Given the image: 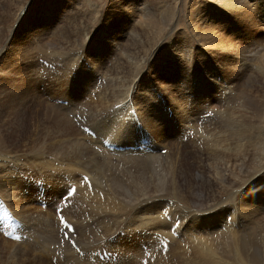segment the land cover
<instances>
[{"label": "rangeland", "instance_id": "rangeland-1", "mask_svg": "<svg viewBox=\"0 0 264 264\" xmlns=\"http://www.w3.org/2000/svg\"><path fill=\"white\" fill-rule=\"evenodd\" d=\"M229 1L232 4L221 6L220 0H0V46L15 30L12 43L0 53V149L11 154L17 152L27 161L22 163L23 166L18 164L15 174L9 175L13 185L5 187L4 184L2 187L9 196L16 197L15 201H8L14 211L15 222L9 229L15 239L0 233V264H209L207 256L204 263L202 252L199 254V249L195 247L197 241H192L191 237H200L203 243L208 239L217 240V251L221 252L222 261L237 264L236 250L230 248V238L227 237V240L224 234L219 233L221 229L206 228L210 232L218 230V233L210 234L203 227L198 228V232H188L180 227L175 231L179 233L177 236L170 226L177 219L182 225L183 218L178 215L179 212L174 210L171 213L166 208L170 206L166 205V200H154L155 197H152L156 204L165 203V206L156 209L158 230L148 229L143 217L130 218L105 208H99L95 217L92 212L94 205H98V202L94 203L97 191L110 206L112 195L110 193L107 197L105 194L108 188L132 185L143 196L154 192L158 179L150 176V170H139V166L129 168L128 163L146 153L144 148L149 147L150 139L155 143L161 142L158 150L153 151L161 155L162 162L158 171L163 179L162 187L158 184L157 190H163L164 197L172 198L174 204L196 206L198 210L195 213L210 205L221 204L233 205L232 209L236 211L237 203L228 197L245 180L253 179L264 168V164H257L264 159V128H261L264 124L261 115L264 111V72L259 70L260 64H264V9L253 10L256 21L249 25L247 16L251 13V1ZM147 5L156 15L153 18L160 20L164 7L170 6L169 21H174L167 32L142 25L144 17L140 13ZM132 8L142 10L130 11ZM143 28L145 34H138L140 40L146 39L145 46L138 43L130 45L128 35ZM174 41L179 44L173 45ZM127 54L134 56L138 64L143 61V65L131 70ZM59 66L64 70L62 75L58 71ZM67 69L72 71L66 74ZM133 71L142 73L141 80H136V83L133 82ZM100 75L102 78H99ZM113 79L124 91L133 89L142 81V87L147 88L150 95L148 109L154 107L156 111L152 117L155 128L148 124L146 118H139V129L132 127L135 133L114 141L134 146L122 152L119 150L121 153L108 150L100 143L91 144L95 152L102 151L99 146L107 151L104 166L97 164L99 170L103 167L106 170L99 177L97 172L91 171L94 167L71 164L75 166L74 171L67 174L63 170L53 173L52 169H46L48 167L40 168L45 159H40L35 165L32 159L40 153H34L41 150V144L36 142L47 136L40 142L47 146L56 135V127H65L67 133L64 136L71 137L76 133L72 129L76 126L82 134L79 138H85L90 136L78 123L79 120L83 124L88 122L97 133L95 140H101L100 137L105 135L103 129L98 128L95 121L89 122L90 115L96 111L94 104L86 99L87 94L81 90L83 86L92 89L99 85L110 86ZM75 86L81 87L76 90ZM251 102L258 107L260 114H256ZM113 105L115 108L118 103ZM57 111L61 118L58 121ZM132 113L133 109L129 114ZM46 114L51 121L47 120ZM243 126L252 130L251 139L237 134V128ZM240 137L242 142L239 143L246 147L242 151H230L228 147ZM81 144L84 145L82 140L80 147ZM125 151L128 153L124 154ZM113 152L120 153L122 158ZM52 155L59 159L56 153ZM18 176L20 179L16 180ZM84 176L88 177V182L83 180ZM237 176L243 180L238 181ZM232 177L236 181L229 186ZM70 186H76L75 193L62 199V193ZM10 189L13 192H9ZM0 195L8 200L2 190ZM259 196L252 220L242 217L245 208L238 204L242 210L239 209L241 214L237 215L236 232L243 233L247 240H254L255 248L249 247L248 251L257 253L260 264H264V189ZM44 200L46 208L39 204ZM100 201L103 203L104 200ZM58 207L73 223L74 232L70 236L75 246L63 236L64 229L56 214ZM100 209L110 213L102 217ZM232 209L212 215L217 216L214 222L225 220L228 217L225 216L226 211L231 216ZM188 220L189 225L193 220ZM0 227H4L1 220ZM160 237L169 240L165 253L158 245ZM77 246L79 250L74 248ZM98 249L107 250L109 257L102 259L95 256ZM248 256L249 253L244 254V262L249 261Z\"/></svg>", "mask_w": 264, "mask_h": 264}, {"label": "bare ground", "instance_id": "bare-ground-1", "mask_svg": "<svg viewBox=\"0 0 264 264\" xmlns=\"http://www.w3.org/2000/svg\"><path fill=\"white\" fill-rule=\"evenodd\" d=\"M82 1V0H81ZM251 2V6L249 7L251 10V13L247 16V19L249 20V25H253L254 24V20L256 21V15L255 12L253 10L255 9H260L263 8L264 9V0H250ZM131 3V2H129ZM220 4L225 5V4H232L231 1L229 0H220ZM72 6V5H71ZM132 6V5H131ZM134 6V5H133ZM165 6V5H163ZM130 7V6H129ZM128 8V7H127ZM154 8V7H153ZM129 9V8H128ZM126 9V10H128ZM163 9V8H162ZM242 10H244V6H242L241 8ZM142 9H133L130 11H139ZM170 6L164 7L163 12H162V18L160 19H155L153 18L154 16H156L152 11L149 5H147L145 7L144 12L140 13L141 16L144 17L143 23L142 25H147L150 29H153L154 27H158L159 30L161 32H167L168 29H170L169 27H171L172 22L174 21V19H172V21H169V13H170ZM69 11V10H68ZM96 11V10H95ZM94 12V11H93ZM128 12V11H127ZM160 12V11H158ZM75 13V12H74ZM157 13V12H156ZM65 14V13H64ZM75 15V14H74ZM98 15V14H97ZM96 15V16H97ZM75 18V17H74ZM73 18V19H74ZM85 18V17H84ZM100 18V17H99ZM61 19V18H60ZM76 19V18H75ZM81 19V18H80ZM70 20V19H68ZM72 20V19H71ZM96 20V19H94ZM115 20V19H114ZM140 21V20H139ZM89 22V21H88ZM84 23V22H83ZM117 24V23H116ZM171 24V25H170ZM256 24V23H255ZM141 25V27H143ZM107 26V25H106ZM70 27V26H69ZM62 28V27H61ZM65 29V28H64ZM109 29V28H108ZM123 29V28H122ZM102 30V29H101ZM112 30V29H111ZM71 31V30H70ZM102 32V31H101ZM104 32V31H103ZM124 32V31H123ZM138 32H141L142 34H145V29H141V30H136V32H132L134 34H129L128 35V41L130 43V45H134L136 43H138L140 46L144 47L146 44V39L144 38L143 40H140L139 34ZM76 33V32H75ZM125 33V32H124ZM99 35V34H98ZM114 36V35H113ZM73 37V36H72ZM102 37V36H101ZM105 37V36H104ZM162 37V36H161ZM93 38V37H92ZM171 38V37H170ZM82 39V38H81ZM98 39V38H97ZM104 39V38H103ZM106 39V38H105ZM77 40V38H76ZM78 41V40H77ZM104 41V40H103ZM109 41V40H108ZM148 41V40H147ZM84 43V42H82ZM80 44V43H79ZM114 46H117V43L113 42ZM179 44L178 42L174 41L173 45ZM136 47V46H134ZM173 47V46H172ZM128 48V47H127ZM132 48V47H131ZM171 48V47H170ZM129 49V48H128ZM139 49V48H138ZM135 49V50H138ZM104 50V49H103ZM131 50V49H130ZM89 51V50H88ZM192 51V50H191ZM105 52V51H104ZM135 52V51H132ZM249 52H252V50H250ZM131 53V51H130ZM139 53V50H138ZM260 53V52H259ZM263 53V52H262ZM129 54L126 55L127 57V61L129 63V65L131 66V70H134L136 67H141L143 65V61L141 59V64H138L137 62L134 61V56L130 57L128 56ZM252 56H254L255 54H252ZM264 55V54H262ZM150 56V55H149ZM208 56V55H207ZM144 56H142L143 58ZM146 57V56H145ZM255 58H252L251 60H254ZM87 60V59H86ZM264 60V59H263ZM145 61V60H144ZM146 62V61H145ZM117 63V62H116ZM98 64V63H97ZM263 65V66H262ZM260 64L259 70H262L261 72H264V64ZM107 66V65H106ZM100 69V68H98ZM58 71L60 73V75H62L61 72H63L64 70H61V67H58ZM72 70L67 69V73H70ZM101 71V70H100ZM84 72V71H83ZM160 72V70L158 71ZM199 72V71H198ZM100 73V72H99ZM103 73V70H102ZM106 73V72H105ZM109 74V72H108ZM111 74V72H110ZM112 75V74H111ZM142 73L139 72H134L133 71V82H135L136 80L140 79ZM101 76V75H100ZM146 76V75H145ZM144 76V77H145ZM235 76V75H234ZM58 77V76H56ZM55 77V78H56ZM105 77V76H104ZM229 77V76H228ZM60 77H58L59 79ZM83 78V77H82ZM99 78H102L99 77ZM107 80H111V78H106ZM143 79V78H142ZM210 79V78H209ZM141 80V79H140ZM120 81V80H119ZM217 81V80H216ZM219 81V80H218ZM226 81V80H225ZM228 81V80H227ZM106 82V81H105ZM142 82V81H141ZM141 82L136 84H134V88L133 89H128V90H122L120 88V84H116V80L113 79L112 83L110 86H107L106 84L103 86H96L94 89H92V87L88 86H83L84 88L81 90L83 91L85 94H87V100H89V102L91 104H94L93 109H95L96 111H94V113L92 114V116H95L96 114L100 115L99 117H91V119L89 120V122L91 123V121H95V125L98 128H102L103 129V133L105 134L104 136L100 137L101 140L110 138L112 139V141H119V139H121V137L129 134V133H135L133 128H136V122L133 123L132 120H139V118L145 119L147 120L148 124L152 127H154L153 125V120L152 117L156 114V111L153 108H149V91L147 90V88L142 87ZM199 82V81H198ZM136 83V82H135ZM225 83V82H224ZM110 84V83H109ZM210 84V83H209ZM218 84V82H217ZM223 85V84H222ZM145 86V85H144ZM219 86V85H218ZM81 86H75L76 90H79ZM171 87V86H170ZM203 87V86H202ZM221 87V86H220ZM224 87V86H223ZM71 89L73 87H70ZM233 88V87H232ZM163 89V88H162ZM225 89V88H224ZM227 89V88H226ZM153 90V89H152ZM75 91V90H74ZM154 91V90H153ZM159 91V90H158ZM76 93V92H75ZM155 93V92H154ZM153 93V94H154ZM163 93V92H162ZM197 93V92H195ZM132 96H131V95ZM204 94V93H203ZM247 94V93H246ZM199 95V94H198ZM206 95V94H205ZM89 96V97H88ZM220 96V94H219ZM156 100V99H155ZM172 100V99H171ZM223 100V99H222ZM81 102V101H80ZM88 102V103H89ZM250 102V101H249ZM248 102V103H249ZM118 103L117 107L114 108L115 105ZM176 103V102H175ZM201 104V103H200ZM252 104V102H251ZM79 105V104H78ZM76 105V106H78ZM179 105V103H178ZM182 105V104H181ZM206 105V104H205ZM174 106V105H173ZM249 106V105H248ZM256 114H260V110L258 109V107L254 106L252 104ZM64 107V106H63ZM183 107V106H182ZM76 108V107H75ZM181 108V107H180ZM67 109L69 110L70 108L67 107ZM78 109V108H77ZM131 109L134 110V114H129L131 112ZM88 110V109H87ZM178 111V110H177ZM181 112V111H180ZM89 113V112H88ZM102 113H105L104 115H102ZM161 113V112H160ZM224 113V112H223ZM60 112L57 111V121L60 120ZM162 114V113H161ZM227 114V113H226ZM262 115V119L264 122V111L261 113ZM181 116V115H180ZM191 116V115H189ZM233 116V115H232ZM47 120L51 121L52 119L49 118L50 116H48L46 114ZM199 117V116H198ZM238 117V116H237ZM157 118V117H156ZM244 118V117H243ZM118 120V121H117ZM230 120H232V118H230ZM238 120V119H237ZM187 121V120H186ZM61 125L64 124L63 120L60 121ZM160 121L158 120V124ZM172 122V121H171ZM170 122V123H171ZM207 122V121H206ZM205 122V123H206ZM228 122V121H227ZM226 122V123H227ZM86 125H89L88 122H86ZM186 123V122H185ZM188 123V122H187ZM220 123V122H219ZM254 123V122H253ZM147 124V123H146ZM225 124V123H224ZM221 125V124H220ZM261 125V124H260ZM161 126V125H160ZM28 127V126H27ZM133 127V128H132ZM71 128V127H69ZM76 128V129H75ZM129 128H132L133 130H130ZM155 128V127H154ZM215 128V127H214ZM217 128V127H216ZM261 128H264V124L262 125ZM56 135L54 136V138L52 139L51 142H49V144L46 146L45 143H40L41 140H45L47 136H44L45 139H41L39 141L36 142L35 137L34 140L37 144H41L40 145V151H37L34 154H38L40 153V155H38L36 157V155H34L36 158L32 159V162L37 165V163L39 162V160L41 159H45L42 160L44 162V164L40 165V168H46V169H52L53 173H56L60 170H63L64 173H72L74 171V167L71 164H75L78 166H83V167H88V168H92L94 167L95 169L91 170L92 172H97L98 177L100 176V173H104L106 170L105 168H101L100 170L98 169L97 164H101V166H104V163L106 162V156H107V151L103 148H101L99 145L101 144L98 140H95L94 137H86L85 138H79L80 135H82L79 132V129H77V127H73V133H75L74 135L70 136H64L66 132V128L65 127H56ZM119 130V132H114L116 130ZM157 129L159 130V127L157 126ZM208 129V128H206ZM222 129V128H220ZM70 130V129H69ZM122 131V132H121ZM70 132V131H69ZM209 132V131H208ZM207 132V133H208ZM211 132V131H210ZM233 132V131H232ZM237 134L238 135H242L241 137L245 138V139H251L250 136L252 134V130L249 129V127H241V128H237ZM102 133V134H103ZM122 133V135H121ZM167 133V132H166ZM231 134V133H229ZM33 135V134H32ZM160 135V134H159ZM175 135V134H174ZM210 135V134H209ZM138 136V135H137ZM162 136V135H161ZM172 136V135H171ZM220 136V135H219ZM43 137V136H42ZM230 137V136H228ZM241 137L238 138L237 140L234 141V145H231L230 147H228L230 149V151H242L246 146L243 143H239L241 141ZM257 137V136H256ZM48 138V137H47ZM73 138H77V139H73ZM138 138V137H137ZM259 138L261 140V136L259 135ZM33 139V138H32ZM168 139V138H167ZM80 140L83 141V144H81L82 147H80L79 142ZM100 140V141H101ZM258 140V139H257ZM33 141V140H32ZM169 141V140H168ZM91 142V143H90ZM238 142V143H237ZM242 142V141H241ZM94 143H100L99 148L102 151H98L95 152L96 149L92 148L91 144ZM161 142H153L152 139L149 140L148 144L149 147H147V149L144 148L145 152L143 154L142 157L140 158H132L130 161H128V163L130 164L129 168H135L139 166V170H150V176L154 177L155 180L158 179V183L155 182L154 186H155V190L154 192L149 195V196H143L139 190V193L136 191V189L132 186V185H125V186H120L117 188H113V189H109L108 188V192L105 193L106 196L108 197L111 193L112 196L111 199L109 200V202L111 201V206L108 202L105 201V197L103 198V196L101 197L102 194H100V192L97 191L96 193V202H98V205H94L92 212L94 217L96 216L97 211L99 210V208H103L102 210H104V208L108 211H112L113 213H124L126 216H130V218H134V217H139V218H144V225L146 227H148V229H152V230H158L157 229V221L159 219V215H157V210L159 207L165 206L164 202H160L159 204H156V202H153L152 199L154 198V200H163L166 203V205H170L169 207H166L168 209L171 210V213L175 210L176 212H179L178 215H182L183 218V222L181 225V229L183 228V230L190 232V231H194L199 228L201 229V227H203L202 229L208 231L207 233H218V230L216 231H212L210 232V230L208 229H221L219 230V233L224 234L223 236H225L226 238L229 237L230 238V248H234L236 250V259L235 262L237 264H260L259 261V256L257 253H250L249 247L250 248H255V243L254 240H247V236L244 237L243 233L239 234L238 232H236L237 229V220L238 217L237 215L240 216V212L239 209L242 210V208L244 207L245 210L244 212H242V217L247 218L248 220H252L253 216L252 214L255 213L254 209L256 208V202H259V193H261V190L263 191L264 189V176H259L258 178L255 179H249V180H245L242 184L241 187L239 189L241 190H237L238 192L242 193L240 195H233V193L230 194V196L228 197L229 199H231L232 202L237 203L236 204V211H238V213H236L235 210L232 209L231 207V219H223V220H219L214 222V217L215 219L217 218V216H212V215H206V216H199L197 215L198 213H195L197 211H195L197 209V207H186L185 205L180 206L179 202L174 204V200L171 198H165L164 196V191H158L157 190V185L159 184L162 187V181L163 179L160 177V175L158 174L159 168L162 167L161 165V155L158 153L156 154L153 151L158 150V147L160 146ZM165 143V142H164ZM225 143V142H224ZM27 144V143H26ZM144 143H142L141 145H143ZM218 144V142H217ZM95 145V144H94ZM164 145V144H163ZM166 145V144H165ZM7 146V145H6ZM33 147V145H31ZM30 146V147H31ZM143 146L146 147V144H144ZM211 146V145H210ZM218 146V145H217ZM227 146V145H226ZM224 146V147H226ZM263 146V145H261ZM209 147V145H208ZM249 147V146H248ZM39 148V147H38ZM37 148V149H38ZM83 148V149H82ZM233 148V149H231ZM264 149V147H262ZM95 151H93V150ZM215 149H218L215 146ZM248 149V148H247ZM255 150V149H254ZM213 151V150H212ZM218 151V150H217ZM250 151V150H249ZM33 152V151H32ZM120 152V151H119ZM122 152V151H121ZM120 152V153H121ZM143 152V151H142ZM245 152V151H244ZM56 153V157H58L59 159L57 160L55 157H53L52 154ZM115 153V152H113ZM120 153H115V155L117 157H121ZM128 152L125 151L124 154H127ZM212 153V152H211ZM257 153V151H256ZM209 154V153H208ZM224 154V153H223ZM240 154V153H239ZM243 154V153H242ZM251 154V153H250ZM255 154V152H254ZM52 155V157H50ZM109 155V153H108ZM112 155V154H111ZM207 155V154H205ZM210 155V154H209ZM0 156L4 157L5 160H12L15 163V166H8L5 165L4 167L0 168V191L2 190L4 193V197H7V201H15L14 196L10 195L8 193H6V191H4V189L2 188L5 184V187H7V185H13V183H10L11 181L9 180V175H13L15 174V171H17V165L21 164L23 166V162H27L25 161V157H22V155H18L17 152H14V154L11 152L7 153L6 151L4 152L3 149H0ZM55 156V155H54ZM213 156V155H212ZM218 156V155H217ZM244 156V155H243ZM211 157V156H210ZM245 157V156H244ZM262 157V156H261ZM112 158V157H111ZM122 158V157H121ZM143 158V159H141ZM169 158V156H168ZM236 158V157H235ZM111 160V159H110ZM230 160V159H229ZM245 160V158H244ZM243 160V161H244ZM163 161V160H162ZM41 163V162H40ZM253 163V162H252ZM259 165L264 164V159H262L259 163H257ZM33 165V166H35ZM114 165V164H112ZM206 165V164H205ZM63 166V168H62ZM176 166V165H175ZM210 166V165H209ZM252 166V165H251ZM255 166V165H253ZM258 166V165H257ZM207 167V166H206ZM21 168V167H20ZM62 168V169H61ZM107 168V167H106ZM174 168V167H173ZM236 168V167H235ZM253 169H255L254 167H252ZM189 169V168H188ZM112 170V169H111ZM164 170V169H163ZM219 170V169H218ZM85 172V171H84ZM235 172V171H234ZM250 171H247L246 173H248ZM231 173H233V171H231ZM50 174V173H49ZM236 174V173H235ZM234 174V176H235ZM240 174V173H239ZM54 175V174H53ZM71 175V174H70ZM69 175V176H70ZM103 175V174H102ZM101 175V176H102ZM230 175V174H229ZM248 175V174H247ZM51 176V174H50ZM55 176V175H54ZM112 176V175H111ZM110 176V177H111ZM172 176V175H171ZM233 176V177H234ZM246 176V175H243ZM11 177V176H10ZM66 177V176H65ZM104 177V176H102ZM117 177V176H116ZM231 178L228 182L229 186L232 183H235L236 178L239 177L238 181H242L243 178L240 176H237L236 178ZM19 176L16 180H19ZM59 179V178H58ZM111 179V178H110ZM108 179V180H110ZM115 179V178H114ZM14 181V179H12ZM113 180V179H111ZM118 180V178H117ZM176 180V178H175ZM222 180L226 181L224 177H222ZM58 181V180H57ZM119 181V180H118ZM106 182V181H105ZM114 182V181H113ZM9 183V184H8ZM175 183V182H174ZM172 183V184H174ZM179 183V182H178ZM148 184V183H147ZM147 184H145V191H146V187ZM119 185V184H117ZM124 185V184H123ZM175 185V184H174ZM177 185V184H176ZM216 185V184H215ZM173 186V185H172ZM159 187V186H158ZM175 188V187H174ZM218 188V187H217ZM9 188H7L8 190ZM99 189V188H98ZM205 189V188H204ZM79 190V189H78ZM153 190V189H152ZM165 190V189H164ZM104 191V190H103ZM106 191V190H105ZM111 191V192H110ZM199 191V190H198ZM9 192H13L11 189ZM93 192V191H92ZM174 192V191H173ZM6 193V194H5ZM95 193V191H94ZM102 193V192H101ZM155 193V194H154ZM158 193V194H156ZM192 193V192H191ZM103 194V195H105ZM109 194V195H108ZM201 194V193H200ZM193 195V193H192ZM164 197V198H161ZM197 196V195H196ZM109 197V198H110ZM153 197V198H152ZM169 197V196H167ZM151 198V199H149ZM184 198V197H183ZM200 198V197H199ZM227 198V200H228ZM262 198V197H261ZM6 199V198H5ZM104 200L103 203L100 200ZM198 199V197H197ZM88 200V199H87ZM98 200V201H97ZM176 200V199H175ZM262 200V199H261ZM85 202V200H84ZM198 202V201H197ZM226 202V200H225ZM10 204V202H8ZM14 203V202H13ZM232 203V204H234ZM201 204V201H200ZM238 204L241 205L238 206ZM11 205V204H10ZM263 205V204H262ZM191 206V205H190ZM235 206V205H234ZM252 206V208H251ZM142 208V210H140ZM250 208L248 211L247 209ZM261 208V207H260ZM100 209V211H101ZM198 210V209H197ZM258 210V209H257ZM230 211V210H229ZM108 212V213H110ZM86 213V212H85ZM106 212H99V214L103 217L106 214H108ZM176 214V213H175ZM174 214V215H175ZM256 214V213H255ZM254 214V215H255ZM191 215H196V217H190ZM230 216L228 214V212L226 211L225 216ZM123 216V214H122ZM176 216V215H175ZM174 216V218H175ZM224 216V218H225ZM118 217V216H117ZM172 219H173V215H171ZM178 217V216H177ZM106 218V217H104ZM116 218V216H115ZM251 218V219H250ZM117 219V218H116ZM121 219V218H120ZM177 219V218H175ZM193 220L191 223L188 222L189 220ZM98 220V219H97ZM129 220V219H128ZM228 220V221H227ZM83 221V220H82ZM117 221V220H116ZM188 221V222H187ZM227 222V223H226ZM139 223V222H138ZM206 223V224H205ZM129 224V223H128ZM249 224V223H248ZM83 225V224H82ZM109 225V224H108ZM118 225V224H116ZM136 225V224H135ZM140 225V224H139ZM159 225V224H158ZM186 225V227H185ZM217 226L218 228H215L213 226ZM29 226V225H28ZM133 226V225H131ZM166 226V225H164ZM87 227V226H86ZM122 227V226H121ZM104 228V227H102ZM141 228V227H140ZM167 228V227H166ZM208 228V229H206ZM129 229V228H128ZM132 229V228H131ZM144 229V228H143ZM147 229V228H146ZM169 229V228H168ZM240 229V228H239ZM111 230V229H110ZM141 230V229H140ZM131 231V230H130ZM200 231V230H199ZM132 232V231H131ZM135 232V231H133ZM198 232V231H197ZM167 234V233H166ZM169 234V233H168ZM202 234V233H201ZM208 234V235H210ZM93 235V234H92ZM197 235V234H196ZM170 236V235H169ZM193 236V235H192ZM250 236V235H249ZM95 237V236H94ZM241 237V238H240ZM181 239V238H180ZM188 239V238H187ZM205 239V238H204ZM154 240V239H153ZM192 241H197L196 243V248L199 249V254L202 252L203 256L202 259L204 261V263H206L205 261V256H207V261L209 262V264H225L222 261V256L219 254L221 252L217 251V245L219 244L217 240L211 239L209 241L205 240V243H203V239H196V237H191ZM228 240V238H227ZM212 243H217L215 245H212ZM34 244V243H33ZM195 244V243H194ZM193 244V246H194ZM191 248V247H190ZM228 249V248H227ZM198 252V251H197ZM142 253V252H141ZM245 253H249L250 256L249 257V261L247 260L246 262H244V254ZM224 260V259H223ZM261 260V259H260ZM159 261V260H158ZM250 262V263H249ZM262 262V261H261ZM230 264V263H228Z\"/></svg>", "mask_w": 264, "mask_h": 264}, {"label": "snow or ice", "instance_id": "snow-or-ice-1", "mask_svg": "<svg viewBox=\"0 0 264 264\" xmlns=\"http://www.w3.org/2000/svg\"><path fill=\"white\" fill-rule=\"evenodd\" d=\"M14 35H15V30H13V32L9 35L6 43L4 45L0 46V53H2L4 50H6V48L12 43V39H13ZM5 165L14 167L15 163L12 160H5L4 157L0 156V168L4 167ZM259 176H264V168H262L258 172V174H256L253 177V179L258 178ZM83 180L87 181L88 177L84 176ZM75 191H76V189L74 187L70 186L68 189L65 190V193H62L61 198L64 199L65 196H72L75 193ZM240 194H242V193L238 192L237 190L233 191V195H240ZM157 203H159V202L157 201ZM231 207H233V205H223V204L218 205V206H211L210 205L208 208L202 209L201 212L198 213V215H203V216L214 215V214H216L220 211H223L225 209H230ZM140 210H142V208ZM165 216H167L166 211H165ZM63 219L64 218L61 216L60 217L61 222H63ZM226 219L230 220L231 216L226 217ZM170 227L172 228V230L174 232L178 231V229L181 227L179 219H177ZM17 239H19V237H17ZM73 245L75 246V242H73Z\"/></svg>", "mask_w": 264, "mask_h": 264}]
</instances>
